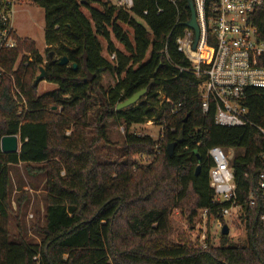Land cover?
Returning a JSON list of instances; mask_svg holds the SVG:
<instances>
[{"label":"trees","instance_id":"16d2710c","mask_svg":"<svg viewBox=\"0 0 264 264\" xmlns=\"http://www.w3.org/2000/svg\"><path fill=\"white\" fill-rule=\"evenodd\" d=\"M94 1L30 0L44 11L47 58L33 39L18 35L14 48L0 52V220L8 221L12 210V166L43 176L46 190L39 240L1 229L0 264H264V209L248 203L260 198L258 176L264 172V88L246 92L252 125H217L215 103L203 112L200 81L178 50L193 0H133L130 10L111 0L93 7ZM214 4L207 0V17ZM252 19L264 40V9ZM62 56L68 65H59ZM41 67L44 80L56 86L42 95L34 85ZM106 73L115 76L114 86L104 85ZM143 89L138 103L117 108ZM149 120L162 127L163 138L129 131ZM112 121L126 132L116 147L107 133ZM182 130L184 141L169 156L167 145ZM8 135L20 137L19 152H2ZM212 147L235 149L231 168L245 244L230 245L221 233L218 245L208 236L204 247L172 223L177 209L187 212L190 223L205 210L210 219L221 217L227 204L214 202L207 156ZM137 155L152 161L141 166ZM24 196L16 197L20 206Z\"/></svg>","mask_w":264,"mask_h":264},{"label":"built area","instance_id":"2783aa9c","mask_svg":"<svg viewBox=\"0 0 264 264\" xmlns=\"http://www.w3.org/2000/svg\"><path fill=\"white\" fill-rule=\"evenodd\" d=\"M30 0H0V52L16 46V32L13 26L15 8L19 3ZM207 0H193L200 27V38L194 49L195 32L188 27L184 37L177 40L178 50L191 61V71L199 79L204 113L215 103V123L227 127L252 125L245 107L246 92L249 88H264V40L259 38L253 14L264 9V0H215L212 15L206 14ZM117 7L130 10L133 0H114ZM114 58V56H112ZM161 98L165 96L160 92ZM21 105L25 104L21 96ZM173 109L172 113L176 114ZM153 123L154 120L147 121ZM264 133V130L261 129ZM162 127L160 130V134ZM163 138V135H159ZM207 156L212 161L210 185L214 191V202L227 204L217 226L227 224V218H239L243 206L238 201L237 184L231 168L235 149L212 147ZM144 157V156H143ZM264 161V153L262 154ZM260 198L253 196L249 205L260 203L264 209V172L258 176ZM208 217V211L202 212ZM264 224V213L261 215ZM206 247L205 240L202 242Z\"/></svg>","mask_w":264,"mask_h":264},{"label":"rangeland","instance_id":"374dc122","mask_svg":"<svg viewBox=\"0 0 264 264\" xmlns=\"http://www.w3.org/2000/svg\"><path fill=\"white\" fill-rule=\"evenodd\" d=\"M95 1L92 2L91 5L93 7H99V3ZM113 1L114 0H111L112 4ZM83 11L89 16L88 10L83 9ZM13 26L19 37L33 39L39 52L47 58L45 19L44 11L41 7L30 2L19 3L15 8ZM101 40L104 45L103 53L109 58L106 51L107 43L104 39ZM114 43L118 48L123 49V46L119 42L114 40ZM39 74L40 73H38V75ZM103 83L107 87L114 86L116 78L111 73H106L103 76ZM55 88L56 86L54 84L42 80L38 84L37 92L42 95ZM160 130L161 126L156 125L154 122H145L131 126L129 131L140 135L148 134L154 139H158ZM107 133L109 141L112 143V147L120 146V144L123 143L126 134L125 127L113 121L110 122ZM110 152L114 153L113 150ZM135 159L141 166H147L148 163H151L152 161V158H150L151 160H148L149 158L146 156L143 157L140 155L135 156ZM62 174H64V171H62ZM11 177L13 183L12 210L8 221L0 220V237L3 236L1 229L7 228L11 236H24L28 239L38 241L39 237L36 233V228L37 226L44 224L43 218L46 195V190L44 188L45 178L43 176L34 177L27 175L24 166L21 164L11 167ZM22 193H24L25 196L22 200V205L20 206L16 197H19ZM171 220L177 228V231H182L187 235H190L195 242L198 240V242L202 243L209 236L215 245L219 244L221 231L218 228L216 221L212 218L205 217L203 213H201L193 223H190L187 212L177 209L172 213ZM226 220L229 227V237L231 238L230 245L235 246L247 243V236L243 222L235 216L227 218Z\"/></svg>","mask_w":264,"mask_h":264},{"label":"water","instance_id":"95a60500","mask_svg":"<svg viewBox=\"0 0 264 264\" xmlns=\"http://www.w3.org/2000/svg\"><path fill=\"white\" fill-rule=\"evenodd\" d=\"M188 27L190 29H192L195 32V41H194V45L193 48L195 49L197 47L199 38H200V27L197 21V14H196V10L194 7V3L191 2V19L188 22ZM55 53L54 51H50L49 53V57L50 58H54ZM56 60L58 61L59 65H68L69 64V60L67 56H62L60 58H56ZM71 69L76 70L77 69V64L76 63H72L69 65ZM45 78V69L43 67L40 68V74L36 77L35 81H34V85L38 86V84L44 80ZM146 93V89H143L137 93H135L132 97H130L129 99L125 100L124 102L118 104L117 108L121 109V108H125V107H129L132 106L134 104H136L137 102L140 101V99L142 98V96ZM56 107H53V110H55ZM186 121V119H185ZM184 141V131L182 130L180 133L179 138L173 142L167 145V152L169 154V156H172L174 154L175 148L178 144L183 143ZM21 141H20V137L18 135H8V136H4L1 139V150L4 153H15V152H19L21 149ZM200 171V166H198L197 168V173ZM221 233L223 235H229V227L227 224H225L222 227V231Z\"/></svg>","mask_w":264,"mask_h":264},{"label":"crops","instance_id":"0c3cea01","mask_svg":"<svg viewBox=\"0 0 264 264\" xmlns=\"http://www.w3.org/2000/svg\"><path fill=\"white\" fill-rule=\"evenodd\" d=\"M44 82H47V81L44 80ZM48 83H49V82H48Z\"/></svg>","mask_w":264,"mask_h":264}]
</instances>
